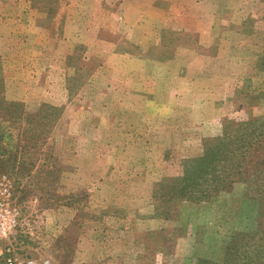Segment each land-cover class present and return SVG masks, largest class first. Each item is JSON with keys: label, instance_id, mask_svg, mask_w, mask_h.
Returning <instances> with one entry per match:
<instances>
[{"label": "rangeland", "instance_id": "obj_1", "mask_svg": "<svg viewBox=\"0 0 264 264\" xmlns=\"http://www.w3.org/2000/svg\"><path fill=\"white\" fill-rule=\"evenodd\" d=\"M8 1L0 3L5 12L17 7L8 6ZM33 1L36 5L31 3V7L47 12L46 24L54 29L52 35L56 38L61 27L57 22L52 25L51 17L62 12L63 0ZM106 1L111 4L113 0ZM179 1L144 0L145 18L151 20L149 28L144 29L145 61L171 60V5ZM191 1L196 4L188 8L197 10L204 0ZM207 2L203 6L206 13L221 14L223 20L219 18L218 29L241 33L231 39L225 33L226 44L255 47L262 54L257 68L264 71V0ZM147 4L156 13L147 10ZM77 6L81 18L88 20L87 0H79ZM108 8L103 7L106 18ZM133 15L135 10L129 12L128 19ZM155 19L159 22L157 28L152 27ZM208 22L214 24L216 20ZM111 30V22L106 21V39L118 43L119 37ZM130 32L127 23L120 28L121 48L140 55V43L136 45L135 38L125 40ZM253 32L255 37L246 36ZM156 34L159 43L154 45ZM77 35L69 40L74 39L80 49L92 45L87 31ZM81 41L84 44L77 43ZM48 48L52 46L49 44ZM241 52L232 54L231 74H243L245 70L248 53ZM41 55L32 54L31 62L17 55L16 66L11 68L7 62L3 66L0 62L3 98L18 105L12 108L17 117H11V124L2 117L4 109L0 108V150L6 154L0 153V179H6L12 186L20 210L16 239L28 256L47 258L51 264H264V260L260 261L264 259V210L259 206L261 197L264 199L263 184L254 188L250 184L249 189L237 182L226 191L212 192L208 202L171 201V186L176 187L182 178L184 162L202 155V141L219 137L225 121L241 123L248 119L224 118L221 131L214 133L217 136L201 139L197 150L192 148L193 154L189 155L192 157L183 156L182 150H171V142L169 148L160 149L157 132L162 126L154 118L155 104L129 98L127 111L136 109L141 115H126L125 111L121 115V102L102 101L104 80L109 78L118 83L120 78H134L142 72L143 96L158 99L161 89L154 80L171 75V67L146 66L140 70L127 65L120 70L115 66L110 72L107 67L98 68L102 66L104 52L81 50L70 56L61 52ZM63 55L66 58L59 63ZM45 65L52 68L47 74ZM38 77L54 82L49 88L56 96L68 97L59 102L60 107L23 101L25 95L31 97L29 92L41 89L34 87ZM61 79L64 85L59 84ZM257 83L252 91L245 80L223 112L227 114L241 103L258 104L254 115L251 112L248 115L264 117L263 79ZM130 87L126 83L124 88L129 92ZM250 91L254 93L249 95ZM136 126L145 130L146 143L157 144L156 148L135 147V133L129 130ZM260 169L256 168L252 177L261 178ZM3 245L0 240V247Z\"/></svg>", "mask_w": 264, "mask_h": 264}, {"label": "crops", "instance_id": "obj_2", "mask_svg": "<svg viewBox=\"0 0 264 264\" xmlns=\"http://www.w3.org/2000/svg\"><path fill=\"white\" fill-rule=\"evenodd\" d=\"M5 1L0 0V3H5ZM207 1L199 2V9L197 10L196 8H188L189 5L196 4L191 0L190 2L188 0H180L177 5H171V60L161 63L156 61L150 63L145 61L143 55L144 45L147 44L144 40V29L149 28L151 22V20L145 18L144 0H113L111 4H108L106 0H87V4L90 6L87 16L88 20L81 18V14L78 12L79 8L77 5L79 0H66V3L63 0L65 5L62 12L51 17L52 25L57 22L59 27H61V34L57 36L60 39L53 37L54 29L46 24L49 17L47 12L37 9L33 0H24L22 4L18 3L20 0H10L7 2L8 6H17L16 8H9L11 12H5V7L0 9V62H2V66L7 62L8 67L11 68L13 65L16 66L17 55H23L25 62H31L33 61L32 54L40 56L46 52H61L63 54L66 53V56L67 54L70 56L71 53L82 50L83 52L96 54L104 52L102 66L100 67L99 65L98 68L102 70L107 67L110 72L115 66L117 70H120L122 67L126 68L127 65L135 66L140 70L146 66L151 68H159L160 66L171 67V75L165 74L163 78L153 79L159 85V89H161V96L158 99L153 96H147L146 99L143 96L144 89L141 82L144 80V74L140 72V77H123L120 78L118 83L105 78L102 101L121 102L119 106L121 115H124L123 111H125L126 115H141L136 109L127 111L126 102L129 98L140 101L147 100L155 104L157 109L154 118L159 121V126H162L157 132L160 133L161 138V143L158 144L160 149L169 148L171 142V150L176 148L177 150H182L183 156H189L193 154L191 152L193 151L192 148L195 149L200 146L201 139L217 136L214 133L221 131L219 128L224 118L233 119L241 116L244 119L242 121H246L250 115L248 113L251 112L254 115V110L258 109V104H237L236 109L231 108L227 114L223 112V108L231 97L235 96L236 90L243 85L245 80H248L249 84H251L252 91L256 89L257 80L263 79L264 83V71H259L257 68L259 58L262 55L261 52H256L255 47L254 49L243 48L237 47L235 44H226L224 38L227 35L225 33H228L227 37L229 39L241 33L238 30L225 31L224 29H218L219 18H222L221 14H218L217 11L210 14L206 13L203 10V6L208 3ZM212 1L217 4L220 0ZM31 3L35 4V7H31ZM151 3L150 6H152ZM105 5L110 6L108 8V18L103 13ZM183 5L186 6L184 7ZM147 6V10H149L150 6L148 4ZM152 9H150L151 12L156 13ZM132 10H135V15L128 19L129 12ZM208 19H215L216 22L214 24L209 23ZM106 21L111 22V33L119 37L118 43L106 39ZM125 23L131 30L130 36H126L125 40L132 41L135 38V44L138 45V42L140 43L138 46L140 55H134L121 48V43L119 42L122 40L120 28H123ZM158 23L155 19L152 27L155 26L157 28ZM58 31L56 32L55 30L56 33H59ZM81 31H87V36L91 40L92 45L88 46L89 48L87 49H80V45L74 44V39L69 40V37L74 38ZM107 34L109 35V33ZM242 34L245 35L244 33ZM246 36L255 37V32ZM155 37L153 43L157 45L159 37L157 34ZM77 43L84 44L82 41ZM49 44L52 49L48 48ZM61 44L65 45L62 46ZM10 45L12 46L11 48ZM244 49L247 51L248 56L246 61H244L243 67H245V70H243V74H231L229 70L232 69L233 63L229 61L232 59V54L243 53L241 51H245ZM225 53H228L229 56H225ZM106 54L108 55L106 56ZM64 58H66L65 55L61 57L59 63ZM67 58L70 59V57ZM46 66L43 68L47 70V74L52 68L50 65ZM23 69L25 70V67ZM161 79L163 80L160 81ZM126 83L131 86L129 92L127 88H124ZM34 84L35 88L41 89L29 92L31 97L22 93L25 95L23 101H38L43 104L60 107L62 104L59 102L66 101L68 98L66 95L62 96V94L61 96H56L50 91L52 88H49V85L54 84L52 80L46 82L38 77V79H35ZM59 84L64 85V80L61 79ZM253 93L250 91L249 95ZM34 95L36 96L34 97ZM196 101L199 102V105H197ZM209 101L211 102L209 103ZM210 106L211 110H209ZM212 111H215L214 115L209 114ZM152 131L153 133L155 132L153 129ZM144 132L145 130H140L137 126L129 130V133H135V147H140L141 149L156 148L157 144L146 143L147 139L144 138Z\"/></svg>", "mask_w": 264, "mask_h": 264}, {"label": "trees", "instance_id": "obj_3", "mask_svg": "<svg viewBox=\"0 0 264 264\" xmlns=\"http://www.w3.org/2000/svg\"><path fill=\"white\" fill-rule=\"evenodd\" d=\"M15 105L3 98L0 78V108L4 109L2 117L10 124L11 117H17V113L12 112ZM202 148L200 157L184 162L182 178L176 187L171 186V201L208 202L212 192L226 191L237 182L244 183L249 189L250 184L251 188L264 185V117L249 115L248 120L241 123L225 121L221 135L203 140ZM0 153L6 155L3 150ZM258 167L261 178L255 179L252 175ZM259 206L263 211V197ZM0 264H3L1 259Z\"/></svg>", "mask_w": 264, "mask_h": 264}, {"label": "built area", "instance_id": "obj_4", "mask_svg": "<svg viewBox=\"0 0 264 264\" xmlns=\"http://www.w3.org/2000/svg\"><path fill=\"white\" fill-rule=\"evenodd\" d=\"M20 210L11 184L0 179V259L3 264H51L47 258L35 259L25 253L24 246L16 239Z\"/></svg>", "mask_w": 264, "mask_h": 264}]
</instances>
